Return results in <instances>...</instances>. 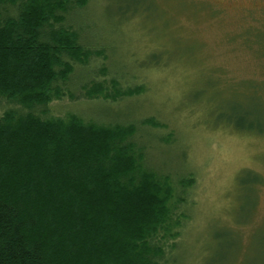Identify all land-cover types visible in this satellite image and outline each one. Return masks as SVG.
Instances as JSON below:
<instances>
[{
  "label": "rangeland",
  "instance_id": "rangeland-1",
  "mask_svg": "<svg viewBox=\"0 0 264 264\" xmlns=\"http://www.w3.org/2000/svg\"><path fill=\"white\" fill-rule=\"evenodd\" d=\"M66 24L106 56L76 67L73 93L102 65L144 90L65 97L45 115L136 123L148 168L193 175L168 264H264V0H89ZM150 117L165 127L140 123Z\"/></svg>",
  "mask_w": 264,
  "mask_h": 264
},
{
  "label": "trees",
  "instance_id": "trees-1",
  "mask_svg": "<svg viewBox=\"0 0 264 264\" xmlns=\"http://www.w3.org/2000/svg\"><path fill=\"white\" fill-rule=\"evenodd\" d=\"M88 3L0 0V105L15 106L0 117V264H168L179 237L195 178L148 168L136 123L45 115L65 97L111 103L144 90L102 65L73 93L76 67L106 57L66 24Z\"/></svg>",
  "mask_w": 264,
  "mask_h": 264
}]
</instances>
